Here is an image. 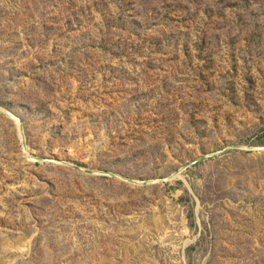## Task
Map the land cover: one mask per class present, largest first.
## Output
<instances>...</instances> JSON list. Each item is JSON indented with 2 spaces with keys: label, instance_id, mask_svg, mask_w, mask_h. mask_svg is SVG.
<instances>
[{
  "label": "rangeland",
  "instance_id": "1",
  "mask_svg": "<svg viewBox=\"0 0 264 264\" xmlns=\"http://www.w3.org/2000/svg\"><path fill=\"white\" fill-rule=\"evenodd\" d=\"M0 264H264V0H0Z\"/></svg>",
  "mask_w": 264,
  "mask_h": 264
}]
</instances>
